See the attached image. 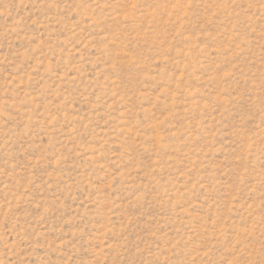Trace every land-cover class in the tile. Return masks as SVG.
<instances>
[{
    "label": "rangeland",
    "instance_id": "1",
    "mask_svg": "<svg viewBox=\"0 0 264 264\" xmlns=\"http://www.w3.org/2000/svg\"><path fill=\"white\" fill-rule=\"evenodd\" d=\"M0 264H264V0H0Z\"/></svg>",
    "mask_w": 264,
    "mask_h": 264
}]
</instances>
